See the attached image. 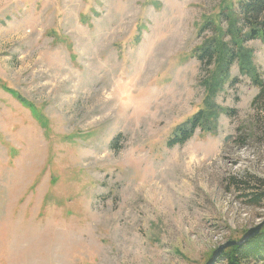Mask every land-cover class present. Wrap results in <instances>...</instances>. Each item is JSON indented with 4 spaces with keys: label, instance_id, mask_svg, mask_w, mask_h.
<instances>
[{
    "label": "rangeland",
    "instance_id": "374dc122",
    "mask_svg": "<svg viewBox=\"0 0 264 264\" xmlns=\"http://www.w3.org/2000/svg\"><path fill=\"white\" fill-rule=\"evenodd\" d=\"M239 1L0 0V264H207L264 223V39L222 88L196 57Z\"/></svg>",
    "mask_w": 264,
    "mask_h": 264
},
{
    "label": "trees",
    "instance_id": "16d2710c",
    "mask_svg": "<svg viewBox=\"0 0 264 264\" xmlns=\"http://www.w3.org/2000/svg\"><path fill=\"white\" fill-rule=\"evenodd\" d=\"M227 13L228 12H222V15L220 14V19L223 18L226 22L228 21L229 28L227 35H232L229 40L230 42L227 44L226 51L225 44L222 45L223 50L221 51L220 47H217V43L214 42L208 47H201L198 52H196V57L205 65H215L225 52L224 69L222 72L219 71L216 74V79L210 86L215 89L218 86L222 88L224 83L230 81L231 83L238 82V77L233 79L230 78L228 69L236 60L240 61L239 64L242 69L248 68L241 54L243 53V49L246 48L244 46L245 42L261 37L264 39V0H240L237 10L235 9V15L230 17V14ZM221 22L222 20L219 22L216 20H208V22H205L202 26V31L214 30L220 33L221 28L218 27V25ZM237 51H239L238 54ZM226 54H228V59L225 58ZM252 80L260 87V93L257 97V99H259L264 96V82L260 81L257 75L252 77ZM206 84L208 85V80ZM16 97L18 98L17 95ZM204 105L210 107L209 99L204 101ZM210 121L211 117L208 114V110H200L193 119L187 121L176 130L174 135L168 140L167 145L169 147L184 145L193 137L197 129L201 128L202 130L209 131L210 126L213 124ZM241 185L242 187H240ZM237 186H239V190H241L240 197L248 204L259 206L263 203L264 180L255 179L254 182L249 183L248 180L242 179L237 181ZM217 264H264V228L257 236L250 239L245 244L232 246L226 249Z\"/></svg>",
    "mask_w": 264,
    "mask_h": 264
},
{
    "label": "water",
    "instance_id": "95a60500",
    "mask_svg": "<svg viewBox=\"0 0 264 264\" xmlns=\"http://www.w3.org/2000/svg\"><path fill=\"white\" fill-rule=\"evenodd\" d=\"M263 225H264V223H262L258 227L251 228L247 233H245V235L243 236L241 241H239V242L230 241V242H227L225 245L219 247L213 253L212 258L208 261L207 264H216L217 258L224 252L225 249H227L228 247L234 246V245L244 244L249 238H252L254 235L258 234L260 232V230L262 229Z\"/></svg>",
    "mask_w": 264,
    "mask_h": 264
}]
</instances>
